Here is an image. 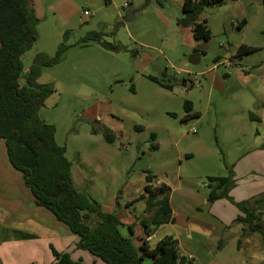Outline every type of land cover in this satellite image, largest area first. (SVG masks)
Wrapping results in <instances>:
<instances>
[{
    "label": "rangeland",
    "instance_id": "1",
    "mask_svg": "<svg viewBox=\"0 0 264 264\" xmlns=\"http://www.w3.org/2000/svg\"><path fill=\"white\" fill-rule=\"evenodd\" d=\"M75 1L78 9L70 20L59 11L43 9L38 40L23 61L30 67L37 52L55 56L68 32L73 46L39 78L56 89L39 115L56 126L57 143L67 146L76 187L89 192L105 211L115 198L124 205L139 194L147 174L168 182L174 206L197 202L205 208L210 176L232 174L231 192L243 178L240 158L264 142V63L258 65L264 62V35L254 26L264 20L251 11V24L239 29L229 24V18L234 9H254L252 3L264 9V0H226L206 7L200 19L207 20L212 31L209 40H196L191 29L178 24L183 12L174 0L139 1L135 3L139 9L120 8L122 17L114 3L103 10L100 2ZM88 6L91 15L83 12ZM101 18L106 25H100ZM92 31L101 32L105 42L119 49L97 41L77 44ZM252 44L254 51L238 54L241 45ZM194 53L200 56L197 64L189 62ZM231 59L232 67L227 65ZM187 101L192 103L191 112ZM194 112L200 114L191 115ZM108 132L113 141H108ZM132 212L139 215L142 204ZM14 229L35 232L39 240L18 241L12 237ZM120 230L135 242L128 227ZM72 236L50 210L35 204L0 139V264H49L51 245L72 251ZM227 255L229 264H256L234 247Z\"/></svg>",
    "mask_w": 264,
    "mask_h": 264
},
{
    "label": "trees",
    "instance_id": "2",
    "mask_svg": "<svg viewBox=\"0 0 264 264\" xmlns=\"http://www.w3.org/2000/svg\"><path fill=\"white\" fill-rule=\"evenodd\" d=\"M225 1L184 0L183 15L177 22L190 27L196 40H209L212 31L200 15L206 7L222 5ZM39 20L32 0H0V139L5 141L9 161L22 173L35 204L50 210L58 221L78 236L77 249L88 251L106 264H143L144 257H150L153 264H192L180 254L178 241L173 236L162 238L154 247L146 240L160 226L175 221L169 185H156L155 176L147 174L144 193L131 201L146 202L148 216L141 221L146 237L140 247L135 245L132 237L121 232L123 223L116 211H105L89 192L76 187L73 164L66 156L67 146L57 143L56 126L46 123L39 115L47 98L56 91L52 83L39 82L43 69L60 63L73 45L68 43L66 32L55 56L37 52L29 71L25 73L23 56L38 40ZM245 22L242 21L238 28L241 29ZM102 38L101 32L92 31L77 44L87 45ZM102 43L108 48L119 49L117 45ZM254 50L252 46L241 45L238 54ZM150 78L163 87L172 88L156 77ZM192 107V103L187 101L188 112L192 111ZM199 114L194 112L191 115ZM136 128L139 130L142 127ZM152 137L155 138L154 133ZM113 138L114 135L108 132V141H113ZM234 184L232 174L210 176L208 200L229 199L243 214L237 218L244 224L243 234L260 233L264 236V192L237 202L230 196ZM20 237L35 238L30 233H23ZM51 251L53 261L49 264H84L83 259H74L69 251H60L53 245Z\"/></svg>",
    "mask_w": 264,
    "mask_h": 264
},
{
    "label": "crops",
    "instance_id": "3",
    "mask_svg": "<svg viewBox=\"0 0 264 264\" xmlns=\"http://www.w3.org/2000/svg\"><path fill=\"white\" fill-rule=\"evenodd\" d=\"M139 1L142 2L143 0H87L90 5H95L96 3L100 2V7L103 10L108 9V5L114 3V10L117 11L119 17H122L123 15L122 12H120V8L139 9L135 8V3H141ZM150 1L152 0H146V2ZM174 1L176 2L178 8L182 9L183 12L184 0ZM238 1L239 0H230L231 3H236ZM32 4L38 18L43 16V9H47V11L48 9H50V11L53 12H61L62 15H65L67 19L70 20L73 17L72 13H74L76 9H78L75 0H32ZM257 5H259V3H252V7L254 9H234L232 13L230 12L231 16L229 18V24H232L235 27H239L240 23L246 20L241 28L244 29L251 24V11L254 14H259L260 18L264 20V9H258L259 6ZM38 9H40L39 12ZM89 9L90 8L88 6L83 10V12L90 11ZM131 12L132 11H129V14ZM91 14L92 13L90 11V15ZM99 21L100 25L102 26L107 24V20H105L104 18H101ZM254 26L255 28H257L258 32L261 35H264V21L261 25L255 24ZM188 28L191 29L190 27ZM131 37L132 39L138 41L141 46L147 47V44L143 43V41L139 38H136L132 34ZM99 42L105 41L102 38ZM250 46L256 49L255 45L252 44ZM134 52V55L139 56V51L135 50ZM229 58H233V55H230ZM263 63L264 62L262 60L258 65H262ZM28 71L29 67L25 66V73H27ZM262 95V102L264 105V88L262 89ZM255 117L256 119L260 118L259 116ZM94 119L97 122L99 118ZM257 133L260 134L259 131ZM263 144L264 142L260 144V146H256L255 149L252 150V152L249 151L250 153H247L240 158L241 162L239 168L242 169L240 173L243 174V178H241L239 184H236L237 186L230 192V194L233 195V198L237 202L251 199L252 197H255L264 192ZM250 173L260 175V178L256 177L255 179H257V181L253 180L249 176ZM245 177L247 178L244 179ZM73 178L74 181H76L74 175ZM155 180V184L160 185L165 183L169 185L165 179L156 178ZM143 193L144 187L143 190L139 192V194H137L136 196H131L124 205L118 200V198H115L113 206L106 209L107 212H117L119 218L123 223L121 227H128L129 231L135 239L134 243L137 247H140L142 245V240L144 239V237H146L145 228L141 224V221L145 217H147L148 214L145 211V200H140L134 203H132L131 201L136 199ZM170 202L175 221L160 226L151 236H149L150 240L148 241V243L152 247H154L162 238L166 236H173L178 241V249L180 254L184 255L186 258L192 261V264H229L230 261L228 260L229 257L227 255V249H231L233 247L237 249L238 253L245 254L247 257L254 259V262L256 264H264V236H262L260 233L245 235L243 234L244 224L237 221L238 216L240 214H243L231 201L225 198H221L214 202H210L208 200V197H206L202 204L203 206H205V208L197 202L194 205L188 206L183 205V203L182 205L176 204V206H174V202L172 201V199H170ZM139 203L142 204V212L139 215L133 214L132 210H135L136 205H138ZM129 227H131V230ZM23 233L33 234L35 238L24 239L20 237ZM12 237H14L18 241H31V239H33V241L39 240V235H37L35 232L26 230L23 231L21 229H14ZM71 238L73 240V246L72 251L69 252H71L74 259H83L84 263L86 264H99V258L94 257L88 251V253H84L83 250L76 248V243L78 242L77 235L74 234V236H72ZM153 241L155 242L153 243ZM70 248L71 246H69L67 249L70 250ZM242 263H244V261H242ZM143 264H153V261L150 257H144ZM244 264H247V262H245Z\"/></svg>",
    "mask_w": 264,
    "mask_h": 264
},
{
    "label": "water",
    "instance_id": "4",
    "mask_svg": "<svg viewBox=\"0 0 264 264\" xmlns=\"http://www.w3.org/2000/svg\"><path fill=\"white\" fill-rule=\"evenodd\" d=\"M200 61V56L198 53H194L189 57V62L192 64H197Z\"/></svg>",
    "mask_w": 264,
    "mask_h": 264
},
{
    "label": "built area",
    "instance_id": "5",
    "mask_svg": "<svg viewBox=\"0 0 264 264\" xmlns=\"http://www.w3.org/2000/svg\"><path fill=\"white\" fill-rule=\"evenodd\" d=\"M196 1H199V0H196ZM84 14H85V15H90V11H84ZM227 65L232 67V65H233V64H232V60H229V61L227 62ZM146 240L149 241V240H150V237H146Z\"/></svg>",
    "mask_w": 264,
    "mask_h": 264
}]
</instances>
